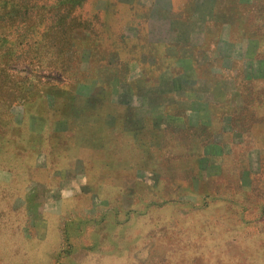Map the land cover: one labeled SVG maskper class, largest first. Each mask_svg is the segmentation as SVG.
<instances>
[{
  "label": "rangeland",
  "instance_id": "1",
  "mask_svg": "<svg viewBox=\"0 0 264 264\" xmlns=\"http://www.w3.org/2000/svg\"><path fill=\"white\" fill-rule=\"evenodd\" d=\"M65 1L0 0V264H264V0L181 78Z\"/></svg>",
  "mask_w": 264,
  "mask_h": 264
},
{
  "label": "crops",
  "instance_id": "2",
  "mask_svg": "<svg viewBox=\"0 0 264 264\" xmlns=\"http://www.w3.org/2000/svg\"><path fill=\"white\" fill-rule=\"evenodd\" d=\"M119 3L134 11V20L125 27V43H139L141 48H148L140 56L141 63L154 67L165 61L168 72L177 65L180 73L175 78L197 74L204 57L217 56L223 62L230 53L236 52L237 43L223 38L224 30L238 29L235 5L226 4V0H124ZM142 27L146 30L145 43ZM210 44H214L213 48ZM157 47L162 49L164 58L154 53Z\"/></svg>",
  "mask_w": 264,
  "mask_h": 264
},
{
  "label": "trees",
  "instance_id": "3",
  "mask_svg": "<svg viewBox=\"0 0 264 264\" xmlns=\"http://www.w3.org/2000/svg\"><path fill=\"white\" fill-rule=\"evenodd\" d=\"M54 1L57 2L59 8L64 7L65 4H67V3H64V2H66L65 0H54ZM70 2H73V0ZM91 33H92L94 39L100 38V36L97 32L91 31ZM106 50L107 51H103V54H102L103 56L101 58V61H103V63H105V65L109 63V58L114 54L119 56L120 59L122 58L121 57V50L120 49L118 50V47L116 50H114V49L113 50L112 49H106Z\"/></svg>",
  "mask_w": 264,
  "mask_h": 264
}]
</instances>
